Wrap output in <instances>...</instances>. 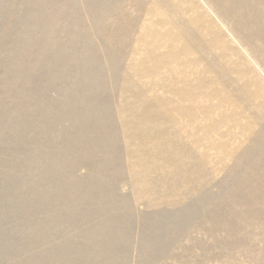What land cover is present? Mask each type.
<instances>
[{
	"label": "rangeland",
	"instance_id": "1",
	"mask_svg": "<svg viewBox=\"0 0 264 264\" xmlns=\"http://www.w3.org/2000/svg\"><path fill=\"white\" fill-rule=\"evenodd\" d=\"M0 264H264V0H0Z\"/></svg>",
	"mask_w": 264,
	"mask_h": 264
}]
</instances>
